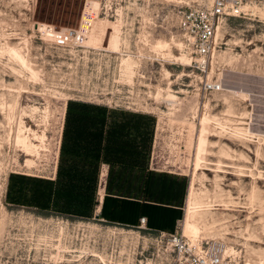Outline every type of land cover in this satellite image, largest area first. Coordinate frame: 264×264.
Instances as JSON below:
<instances>
[{
  "label": "rangeland",
  "instance_id": "374dc122",
  "mask_svg": "<svg viewBox=\"0 0 264 264\" xmlns=\"http://www.w3.org/2000/svg\"><path fill=\"white\" fill-rule=\"evenodd\" d=\"M90 1L96 12L82 22ZM208 2L0 0V264H20L16 238L31 234L28 218L50 214L96 224L92 234L121 240L135 264H169L160 232L216 243L238 264H264V8L227 17L219 47L196 67L177 22L185 8ZM34 21L57 29L82 22L85 39L57 42ZM69 102L88 107L68 110ZM103 117V129L117 133L111 142L127 146L123 163L135 146L138 167L185 177L173 230L146 220L140 227L142 216L137 224L91 219L104 164L119 157L78 152L75 133L98 130ZM31 128L45 133L48 149L38 156L17 143L19 129ZM63 179L76 184L63 187Z\"/></svg>",
  "mask_w": 264,
  "mask_h": 264
},
{
  "label": "built area",
  "instance_id": "2783aa9c",
  "mask_svg": "<svg viewBox=\"0 0 264 264\" xmlns=\"http://www.w3.org/2000/svg\"><path fill=\"white\" fill-rule=\"evenodd\" d=\"M253 7L264 8V0H210L207 4L185 8L177 22L181 50L191 54L194 65L198 67L200 57L209 58L219 47L218 30L227 17L249 15ZM34 23L33 29L42 33L38 21ZM52 30V37L60 43L72 38L81 45L85 39L81 24L78 28L57 29L52 26ZM91 219L105 221L96 215ZM140 221V227H145L144 216ZM28 222L31 234L16 238L15 242L16 250L22 252L20 264H135L126 247L120 244L121 240L113 236L105 240L100 234H92L96 224L84 219L50 214L28 218ZM96 236H100L99 239H95ZM163 237H166L172 256L169 264H238L216 243H204L201 240L192 242L183 232L167 235L160 232V240ZM96 241L99 242L96 243V248L100 249L98 252L92 251L94 245L91 242L94 244Z\"/></svg>",
  "mask_w": 264,
  "mask_h": 264
},
{
  "label": "crops",
  "instance_id": "0c3cea01",
  "mask_svg": "<svg viewBox=\"0 0 264 264\" xmlns=\"http://www.w3.org/2000/svg\"><path fill=\"white\" fill-rule=\"evenodd\" d=\"M121 151L111 149L101 153L103 156H118L119 162L104 164L106 182L98 190L100 197L94 215L126 224H137L139 218L145 216L148 226L173 230L181 216L185 177L138 167L136 163H123L126 158L122 157Z\"/></svg>",
  "mask_w": 264,
  "mask_h": 264
},
{
  "label": "trees",
  "instance_id": "16d2710c",
  "mask_svg": "<svg viewBox=\"0 0 264 264\" xmlns=\"http://www.w3.org/2000/svg\"><path fill=\"white\" fill-rule=\"evenodd\" d=\"M73 105L75 106H87L88 105H85V104H78V103H75V102H69L68 104V110H71L73 108ZM104 117L100 120L99 119V129L98 130H90V129H85L83 128L82 130L78 128V133L79 134H76L78 137H77V140H76V143H78V147H77V150L78 152L79 151H84V152H89L90 155L92 156H95V157H100L101 153L103 151H110L111 149H121L122 151V156L124 159L127 158V149L125 145L123 146H120V144H117V145H114L113 142H111V139H115L117 133L112 132V129H103V126L105 124L104 122ZM124 135V134H122ZM135 136L133 137V142H134V145H135ZM111 142V144L109 145V143ZM86 143V144H85ZM79 144H83L81 145V147H79ZM110 153V152H109ZM129 154H130V160H134L136 158V149H135V146H131V149L129 151ZM126 161V159H125ZM132 163H135V161H133ZM84 182H82V180H78L77 184L79 186H82ZM73 184H76V182L74 183L72 180H66V179H63L62 182H61V186L63 187H67V186H70V185H73ZM89 186V184H88ZM95 187V184L94 182L92 183V190L94 189Z\"/></svg>",
  "mask_w": 264,
  "mask_h": 264
},
{
  "label": "bare ground",
  "instance_id": "6f19581e",
  "mask_svg": "<svg viewBox=\"0 0 264 264\" xmlns=\"http://www.w3.org/2000/svg\"><path fill=\"white\" fill-rule=\"evenodd\" d=\"M89 5H90L91 9L88 10V12H86V14L85 13L83 14L82 22H83V20L85 22H87V20H92L94 12H96L97 8L95 6V3L93 1H90ZM257 8L258 9H261V8L263 9V7H253V9H257ZM82 22H81V26H82ZM38 23H39L38 24L39 29L42 31L43 34H47V35L52 36L53 30H52V28H50V26H48L47 24H44V23H40V22H38ZM34 27H35V23H34ZM8 55L12 59H14L17 63H19L22 67H26V60L22 56V54L20 52H18L15 49L9 48ZM123 63H126L127 71L128 72H132V64L133 63L130 60L124 61ZM19 132L20 133L22 132L23 135L18 134L17 143L21 147L25 148L27 153L34 154V156L35 155L38 156L40 154V150L48 149V147H47V145L45 143V133H44V131H42L41 133H38L37 131L35 132L34 129L32 131V128H31L30 132H28V133H26L22 129H19ZM35 140H39V142H35ZM28 164L31 167H33V166H35L36 163H35V160L33 158H30L28 160ZM190 239H189L190 241L196 242V238H190Z\"/></svg>",
  "mask_w": 264,
  "mask_h": 264
},
{
  "label": "water",
  "instance_id": "95a60500",
  "mask_svg": "<svg viewBox=\"0 0 264 264\" xmlns=\"http://www.w3.org/2000/svg\"><path fill=\"white\" fill-rule=\"evenodd\" d=\"M96 216H98V215H96Z\"/></svg>",
  "mask_w": 264,
  "mask_h": 264
}]
</instances>
